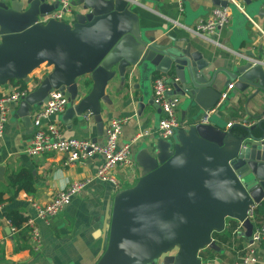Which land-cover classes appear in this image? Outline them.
Returning a JSON list of instances; mask_svg holds the SVG:
<instances>
[{"label": "water", "instance_id": "obj_1", "mask_svg": "<svg viewBox=\"0 0 264 264\" xmlns=\"http://www.w3.org/2000/svg\"><path fill=\"white\" fill-rule=\"evenodd\" d=\"M80 3L89 11L75 21L43 23L40 19L57 2L0 0V85L29 83L46 64L50 72L21 100L18 116L30 123L32 111L49 100L50 91L60 89L71 103L65 116L90 111L103 123L101 101L110 103L107 89L117 75L123 84L138 77L144 97L156 74L169 75L172 93L183 98L185 111L198 108V116L179 129L176 143L161 138L158 153L138 152L141 176L107 202L96 233L102 245L93 264H204L201 252L219 250L213 234L223 232L229 219L239 221L247 235L253 233L248 212L264 203V110L257 122L240 129L198 119L232 82L239 93L248 94L247 102L257 96L264 100V64L244 56L229 67H214L187 40L142 27L132 7L139 0ZM231 4L219 1L221 7ZM239 11L232 17L234 30L242 35L251 13ZM84 88L89 91L83 95ZM4 171L0 165V174Z\"/></svg>", "mask_w": 264, "mask_h": 264}, {"label": "crops", "instance_id": "obj_2", "mask_svg": "<svg viewBox=\"0 0 264 264\" xmlns=\"http://www.w3.org/2000/svg\"><path fill=\"white\" fill-rule=\"evenodd\" d=\"M219 1L221 0H139V4L132 7L140 16L142 27L153 28L160 36L169 33L175 38L187 40L192 47L191 50L202 51L204 58L212 60L214 67H229L237 62L238 57L244 56H251L257 62L264 64L262 46L264 37L261 33V30H264V0H252L251 4H247L244 0H236L244 9L241 12L251 13V15L247 14L249 19L242 35L234 30L233 18L213 36L205 37L198 34L196 32L198 22L208 18L212 11L220 6ZM80 13H87V10L79 0L74 4V13L68 20L75 21ZM186 43L182 42L181 45L186 46ZM44 67L41 66L32 75L41 74ZM157 75L159 74L155 76ZM221 75L224 82L226 77ZM139 80L138 77L126 79L123 84L121 77L117 75L110 82L107 89L110 103L101 101L103 123H99L90 111L74 118L65 116V112L54 117L65 137L87 138L100 144L104 142L106 125L116 117L128 118L120 138L122 143L131 141L133 137L144 131H149L150 134L143 135L134 142L133 156L136 166L125 175L117 174L119 188L111 183L93 179L60 214L48 221H37L42 235V245L38 250L32 247L30 239L25 243L21 242L26 245L23 249L15 250L16 232L9 230L4 211L14 208L24 214L33 213V200L45 203L54 192L65 189L74 181L93 178L103 162V156L96 154L85 162L69 164L62 153L27 155L26 147L34 132L32 121L27 123L18 116L19 104L13 108L6 123L5 135L0 138V165L5 168L4 174H0V192H4L5 199L1 203L4 205V210L0 212V264L94 263L102 245L96 233L100 229L99 222L105 214L107 202L117 191L130 187L124 186V183L132 184L140 178L142 168L136 160L138 152L142 148H147L150 153L156 154L157 143L162 140L157 128L163 113L152 99V81L151 92L148 97H144L141 88L138 87ZM232 83L234 86L228 94V98L231 99L223 108H218L212 114L208 124L230 127L229 123H231V127L235 125L240 129L241 123L254 124L262 116L264 100L257 96L247 102L248 94L239 93L235 88V82ZM223 90H227V87ZM88 91L89 88H84L82 94ZM181 100L178 116L184 124L182 128H188L198 116L199 109L191 108L185 111L186 103L183 98ZM78 101L76 100L75 103ZM256 132L260 133V130L257 129ZM177 136L170 141L176 143ZM23 169L31 173L34 191L21 190L18 197L10 200L13 187L9 183V177L13 172ZM64 180L67 181L66 186L61 188L60 182ZM255 213L254 228L264 222V203L256 206ZM246 233L247 230L239 221L229 219L225 230L219 233L225 240L220 241L214 237L215 233L213 234L219 250L206 248L201 252L204 264H243L241 256L246 252L251 240V235ZM257 255L259 263L251 264H264V240L257 246Z\"/></svg>", "mask_w": 264, "mask_h": 264}, {"label": "built area", "instance_id": "obj_3", "mask_svg": "<svg viewBox=\"0 0 264 264\" xmlns=\"http://www.w3.org/2000/svg\"><path fill=\"white\" fill-rule=\"evenodd\" d=\"M50 3L57 2V8L50 14L42 17L40 22L46 23L50 19L68 21L74 13V4L79 0H49ZM234 3L241 11H244L241 4L236 0H228ZM87 10V9H86ZM89 10H87L88 12ZM232 12L230 7H217L212 14L198 22L196 32L202 36H213L218 31L230 23ZM71 22V21H70ZM264 37V30H261ZM208 38V37H207ZM262 46L264 47V40ZM42 73L36 76L31 75L30 82L27 85L9 81L5 85H0V138L5 135L6 123L12 113L13 108L18 105L27 94L34 89L41 81L43 76L50 71L46 64ZM234 84L230 83L227 90L216 106L202 114L198 122L208 124L211 116L215 113L222 103L228 98L229 91ZM153 99L160 107L163 115L161 116L157 131L161 138L171 140L177 135L180 128L183 127L178 116V109L181 98L173 94L172 78L167 74H159L152 80ZM70 105V99L67 93L60 89H53L49 93V100L40 107H36L31 113L32 125L34 132L29 145L26 147V153L29 156H40L46 153H62L69 164L76 162H85L96 154L103 156V162L97 169L93 178L77 180L71 183L65 189L56 191L45 203L32 201L34 212H27L25 226L29 228V239L32 247L38 250L42 245V235L37 226L38 220L48 221L57 216L62 210L69 205L73 198L81 193L86 186L93 180L97 179L102 182H108L119 188L117 174L125 175L131 171L136 162L133 156V144L143 135L150 134L149 131L137 134L131 141L122 143L120 138L124 125L127 123V117H116L109 121L105 128V137L103 143H98L87 138L65 137L60 125L54 121V117L62 114ZM248 126L251 122L241 123ZM232 124L229 123V126ZM4 210V205L0 204V212ZM256 205L252 206L248 212V218L255 222ZM6 223L9 228L17 232V228L11 220L6 217ZM264 240V222L257 225L251 234L250 243L247 245L246 252L241 256L243 264L259 263L257 255V246Z\"/></svg>", "mask_w": 264, "mask_h": 264}, {"label": "trees", "instance_id": "obj_4", "mask_svg": "<svg viewBox=\"0 0 264 264\" xmlns=\"http://www.w3.org/2000/svg\"><path fill=\"white\" fill-rule=\"evenodd\" d=\"M13 82L17 83H23L25 85L24 81H16L11 80ZM9 183L13 187V192L11 193L9 199L13 200L16 197H18V194L21 190H26L28 192H33V184H32V175L29 171L23 169L21 171L13 172L9 177ZM4 192H0V204L5 201L3 198ZM5 217L9 218L12 222V224L17 228L16 232V240L17 244L15 247V250H21L26 245H23L21 242H26L29 240V228L28 226H25V221L27 220V216L21 212L18 209L14 208H8L4 211ZM214 237L218 238L220 241L225 240L223 236H221L219 233H215Z\"/></svg>", "mask_w": 264, "mask_h": 264}, {"label": "rangeland", "instance_id": "obj_5", "mask_svg": "<svg viewBox=\"0 0 264 264\" xmlns=\"http://www.w3.org/2000/svg\"><path fill=\"white\" fill-rule=\"evenodd\" d=\"M230 8H231V10H232V14H236L237 12H240L239 11V9H238V7L235 5V4H231L230 5ZM233 18V17H232ZM68 19V18H67ZM23 84V83H22ZM25 85H27V83H25ZM182 101V100H181ZM180 104H181V102H180ZM126 174V173H125ZM119 177H121V176H119ZM136 183V182H135ZM135 183H132V184H128V183H124V186H132V185H134Z\"/></svg>", "mask_w": 264, "mask_h": 264}, {"label": "clouds", "instance_id": "obj_6", "mask_svg": "<svg viewBox=\"0 0 264 264\" xmlns=\"http://www.w3.org/2000/svg\"><path fill=\"white\" fill-rule=\"evenodd\" d=\"M58 173H59V171L57 172V174H58ZM66 183H67L66 180L61 181V182H60V187L63 188L64 186H66Z\"/></svg>", "mask_w": 264, "mask_h": 264}, {"label": "flooded vegetation", "instance_id": "obj_7", "mask_svg": "<svg viewBox=\"0 0 264 264\" xmlns=\"http://www.w3.org/2000/svg\"><path fill=\"white\" fill-rule=\"evenodd\" d=\"M43 65H44V64H43ZM41 66H42V65H41ZM41 66H40V67H41ZM40 67H39V68H40ZM36 70H37V69H36ZM50 70H51V68H50ZM34 72H35V71H34ZM49 72H50V71H49ZM47 74H48V73H47ZM45 75H46V74H45ZM45 75H44V76H45Z\"/></svg>", "mask_w": 264, "mask_h": 264}]
</instances>
